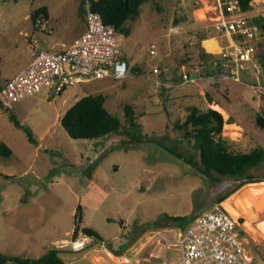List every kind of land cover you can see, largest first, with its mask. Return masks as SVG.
I'll return each instance as SVG.
<instances>
[{
	"label": "rangeland",
	"instance_id": "rangeland-1",
	"mask_svg": "<svg viewBox=\"0 0 264 264\" xmlns=\"http://www.w3.org/2000/svg\"><path fill=\"white\" fill-rule=\"evenodd\" d=\"M79 1L0 0V88L33 62L35 38L49 46L73 40ZM216 6L217 0H149L126 24L130 34L119 35L129 63L126 78L70 86L59 95L44 90L11 108L0 107V143L13 151L10 156L0 155V253L40 258L59 246L56 241H71L80 218L81 229H93L103 240L82 251L62 249L61 257L67 264H105L103 247L119 249L129 243L123 252L129 254L144 247L156 232L173 237L191 222L169 217L197 216L235 186L236 180L224 177L217 176L213 182L188 163L200 166L199 152L174 128L187 116L188 106L210 107L239 126L223 128V136L234 141L236 151L264 148V127L257 123V113L264 107V97H259L264 91V47L241 69L240 81L214 76L212 65L182 67L199 65L205 51L191 42L216 36L211 27ZM41 7L48 10L43 23L51 34L31 18ZM204 8L205 17H198L197 11ZM248 14H264V3L253 6ZM172 26H179V32H170ZM153 45L156 54L150 53ZM184 73L196 81H185ZM88 94H104L107 110L126 126L125 106L130 105L145 141L131 143L117 133L73 139L61 118ZM95 163L99 171L92 182L88 174ZM249 173L264 178V163ZM251 201L257 213L252 225L264 234V197L253 196ZM239 222L246 251L264 264V237L254 236L245 215ZM161 250L158 244L149 245L142 257L150 260L143 264H162V257L155 258ZM178 256V249L167 250L165 264Z\"/></svg>",
	"mask_w": 264,
	"mask_h": 264
},
{
	"label": "built area",
	"instance_id": "built-area-1",
	"mask_svg": "<svg viewBox=\"0 0 264 264\" xmlns=\"http://www.w3.org/2000/svg\"><path fill=\"white\" fill-rule=\"evenodd\" d=\"M94 1L83 0L86 28L72 41L49 46L39 38L33 40V62L9 79L0 90V101L5 108H11L17 102L44 90L59 95L70 86L106 78L121 80L128 76L129 63L119 34L93 9ZM263 3L262 0H254L252 5ZM215 10L216 18L211 27L216 32L221 50L214 53L206 49L205 52L211 55L209 62L214 67V76L240 81L241 69L256 56L259 48L264 47V32L252 21L253 16L242 11L238 0H217ZM36 25L44 26L43 30L51 34L52 30L43 23V19H37ZM179 30V26L170 28L172 33ZM150 53L156 54L154 45ZM154 72H159V69L155 68ZM183 78L185 81H196L188 73H184ZM260 96L264 97V91ZM127 226L128 223H123L124 229ZM240 230L243 228L239 218L235 219L220 202L197 215L187 228L176 231L173 237L154 233L136 253L117 255L104 247L102 250L108 264L149 262L150 259L143 260L142 254L153 244L162 246V264H165L167 250L171 248L179 251L173 264H261L257 256L246 251ZM95 240L80 232L76 237L72 234L71 241L63 239L56 244L61 249L82 251Z\"/></svg>",
	"mask_w": 264,
	"mask_h": 264
},
{
	"label": "trees",
	"instance_id": "trees-1",
	"mask_svg": "<svg viewBox=\"0 0 264 264\" xmlns=\"http://www.w3.org/2000/svg\"><path fill=\"white\" fill-rule=\"evenodd\" d=\"M149 0H96L93 2V9L100 13L107 24L113 25L118 34L128 36L130 27L126 24L134 19L140 12L141 6ZM254 0H238L242 11L248 14L252 10ZM84 11V7H83ZM34 24L37 19H48V10L41 7L35 10L31 16ZM252 21L258 24L264 32V15L260 14L252 17ZM206 37H202L205 39ZM211 55L205 51L200 54V67L211 66L209 62ZM215 73V72H214ZM2 87L0 88V90ZM213 100H210L212 103ZM106 96L104 94H88L77 100L62 116L61 124L73 139H99L110 134L126 135L131 143H141L145 141L143 131L140 125L134 121V111L130 105H126L127 126L123 121L110 113L106 106ZM0 107L5 108L1 101ZM235 123L232 119L225 120L223 115L210 107L200 109L197 106L187 107V116L183 121L174 123V128L183 133L184 139L195 150L199 152L200 166L187 160L188 163L195 166L202 174L209 177L213 182L218 177L234 179L237 181L235 186L217 198L216 203H220L227 197L235 193L238 189L247 183L263 182L264 178L255 177L249 171L264 163V148L255 147L249 151H236L233 148L234 141L223 136L225 124ZM257 123L264 127V107L262 112L257 113ZM27 133L31 141L35 139L29 129ZM12 149L5 143H0V155H12ZM98 164H92L89 177L92 176ZM81 206L77 209V214ZM174 221L189 220L192 222L196 215L191 217L176 216L169 217ZM80 232L102 241L101 236L93 229L80 228L76 225L73 236ZM245 231L240 230V236H244ZM129 246L125 243L119 249H113L117 255H120ZM62 249L58 247L51 248L40 258L19 257L0 253V264H67L61 257Z\"/></svg>",
	"mask_w": 264,
	"mask_h": 264
},
{
	"label": "bare ground",
	"instance_id": "bare-ground-1",
	"mask_svg": "<svg viewBox=\"0 0 264 264\" xmlns=\"http://www.w3.org/2000/svg\"><path fill=\"white\" fill-rule=\"evenodd\" d=\"M205 12H206V8L198 10L197 11L198 17L204 18ZM204 46L209 52L217 53L221 50L215 38H210L204 41ZM214 107L220 109L225 115H227V112L222 110L219 106H214ZM225 126L234 127L235 129L236 128L238 129L239 127L234 124H228ZM253 196L264 197V181L259 183H250L246 185L241 190L237 191L233 195H230V197H228L222 204L235 219L240 218L241 215H245L246 217L245 224L251 229L254 236L257 238L261 236L264 237V234H262L259 231L260 229H257L252 225L253 219L257 214L255 210L256 207L254 208L255 203L251 201V198Z\"/></svg>",
	"mask_w": 264,
	"mask_h": 264
},
{
	"label": "crops",
	"instance_id": "crops-1",
	"mask_svg": "<svg viewBox=\"0 0 264 264\" xmlns=\"http://www.w3.org/2000/svg\"><path fill=\"white\" fill-rule=\"evenodd\" d=\"M78 12H79V15H78V30H77V33L74 35V37L72 38V39H75L76 37H78L79 35H81L84 31H85V28H86V21H85V14H84V11H83V0H80L79 1V10H78ZM262 15H264V14H262ZM217 36V35H216ZM214 37L216 40H217V37ZM208 39H210V38H205V39H200V40H195V42H191V44H195L196 45V49H202V47H204L205 48V46H204V41H206V40H208ZM224 39L222 38V41H223ZM218 42V41H217ZM198 46H199V48H198ZM219 47H220V45H219ZM221 48V47H220ZM205 51H206V48H205ZM208 51V50H207ZM185 65H187V66H189V67H191L192 69H194L195 67H197V68H200V63H199V65H195V64H192V63H189V64H182V67L184 68L185 67ZM196 69V68H195ZM205 92L202 90L201 91V95L202 94H204ZM213 106H218L217 104L216 105H213ZM220 108L222 109V110H224V108H222V106H220ZM229 123H227L226 125H228ZM232 124H234V125H236V126H238L236 123H232ZM98 171H99V166L95 169V171L93 172V174H92V176L91 177H89L90 178V180L92 181V182H94L95 181V179H96V177H97V174H98ZM69 233V232H68ZM73 233V232H72ZM61 240H63V239H61ZM60 240V241H61ZM56 243H59V241H56L55 242V244ZM163 255V250H161V252H160V254L159 255H155V258H159V257H161ZM104 261V263L105 264H108L107 263V261H105V260H103ZM174 262V261H173ZM173 262H172V264H173Z\"/></svg>",
	"mask_w": 264,
	"mask_h": 264
},
{
	"label": "water",
	"instance_id": "water-1",
	"mask_svg": "<svg viewBox=\"0 0 264 264\" xmlns=\"http://www.w3.org/2000/svg\"><path fill=\"white\" fill-rule=\"evenodd\" d=\"M77 222H78V225H79V223H80V218H78V221H77Z\"/></svg>",
	"mask_w": 264,
	"mask_h": 264
}]
</instances>
